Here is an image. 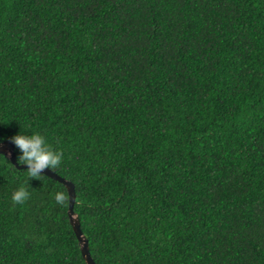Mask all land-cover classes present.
I'll use <instances>...</instances> for the list:
<instances>
[{"label": "trees", "instance_id": "1", "mask_svg": "<svg viewBox=\"0 0 264 264\" xmlns=\"http://www.w3.org/2000/svg\"><path fill=\"white\" fill-rule=\"evenodd\" d=\"M34 132L94 264H264V0H0V142ZM26 170L0 264H85Z\"/></svg>", "mask_w": 264, "mask_h": 264}, {"label": "clouds", "instance_id": "2", "mask_svg": "<svg viewBox=\"0 0 264 264\" xmlns=\"http://www.w3.org/2000/svg\"><path fill=\"white\" fill-rule=\"evenodd\" d=\"M10 139L20 150L21 155L17 158L18 163L27 166L26 173L30 178H39L42 176L43 170H54L62 163L63 152L55 149L38 132L31 135L17 133ZM29 197V191L21 185L13 191L11 201L14 205H23ZM54 199L58 205L66 206L70 202V195L67 190L60 191L55 193Z\"/></svg>", "mask_w": 264, "mask_h": 264}, {"label": "water", "instance_id": "3", "mask_svg": "<svg viewBox=\"0 0 264 264\" xmlns=\"http://www.w3.org/2000/svg\"><path fill=\"white\" fill-rule=\"evenodd\" d=\"M12 147H13L12 142L9 139H5L1 141L0 142V154L6 157L7 160L10 162V164L16 169H27L26 165L16 163L14 154L12 152ZM42 174L62 184L64 189L68 191L70 195V202L69 204H67V207H66L67 220L70 225L71 231L75 237L78 250H79V254L85 264H94L87 250L86 239L83 236L82 232L79 230L78 220L76 218L75 213L72 211V203L74 200L73 185L71 184V182L56 175L49 169L43 170Z\"/></svg>", "mask_w": 264, "mask_h": 264}]
</instances>
